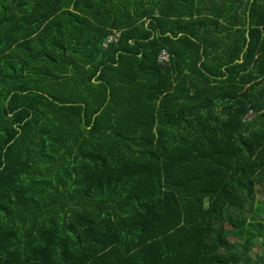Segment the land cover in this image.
Wrapping results in <instances>:
<instances>
[{
    "label": "trees",
    "instance_id": "obj_1",
    "mask_svg": "<svg viewBox=\"0 0 264 264\" xmlns=\"http://www.w3.org/2000/svg\"><path fill=\"white\" fill-rule=\"evenodd\" d=\"M261 213L264 0H0V264H264Z\"/></svg>",
    "mask_w": 264,
    "mask_h": 264
},
{
    "label": "built area",
    "instance_id": "obj_2",
    "mask_svg": "<svg viewBox=\"0 0 264 264\" xmlns=\"http://www.w3.org/2000/svg\"><path fill=\"white\" fill-rule=\"evenodd\" d=\"M119 34V31L116 30H113L112 32L108 33L103 42V46H106L111 42H116L118 40ZM157 60L161 64H166L169 61V53L166 49L163 48L159 51L157 55Z\"/></svg>",
    "mask_w": 264,
    "mask_h": 264
},
{
    "label": "rangeland",
    "instance_id": "obj_3",
    "mask_svg": "<svg viewBox=\"0 0 264 264\" xmlns=\"http://www.w3.org/2000/svg\"><path fill=\"white\" fill-rule=\"evenodd\" d=\"M257 199L258 200H261L262 199V196L260 195V194H258L257 193ZM258 219L260 220V221H262L263 222V225H264V213H261V215H259L258 216ZM263 230H264V228H263ZM255 233H256V231H254ZM256 239L258 240V241H261V239H262V237L261 236H257L256 237ZM252 252H253V254L255 255V254H261V253H264V249L262 250L260 247H258L257 245H255L254 246V248L252 249ZM256 257V256H255ZM262 263V262H261ZM261 263H256V264H261ZM263 264V263H262Z\"/></svg>",
    "mask_w": 264,
    "mask_h": 264
},
{
    "label": "crops",
    "instance_id": "obj_4",
    "mask_svg": "<svg viewBox=\"0 0 264 264\" xmlns=\"http://www.w3.org/2000/svg\"><path fill=\"white\" fill-rule=\"evenodd\" d=\"M70 75H71V73L68 72L67 76H70ZM69 88H70V85H69ZM63 94H64V95H69L70 93H67V92L65 93V92H63Z\"/></svg>",
    "mask_w": 264,
    "mask_h": 264
},
{
    "label": "clouds",
    "instance_id": "obj_5",
    "mask_svg": "<svg viewBox=\"0 0 264 264\" xmlns=\"http://www.w3.org/2000/svg\"><path fill=\"white\" fill-rule=\"evenodd\" d=\"M113 30H111V32H112ZM116 31H118V30H116ZM120 33V32H119Z\"/></svg>",
    "mask_w": 264,
    "mask_h": 264
}]
</instances>
